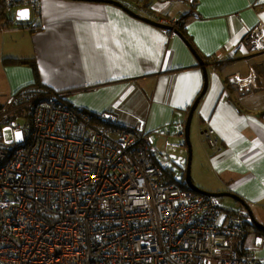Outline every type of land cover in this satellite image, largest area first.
Returning <instances> with one entry per match:
<instances>
[{
  "label": "crops",
  "instance_id": "crops-1",
  "mask_svg": "<svg viewBox=\"0 0 264 264\" xmlns=\"http://www.w3.org/2000/svg\"><path fill=\"white\" fill-rule=\"evenodd\" d=\"M193 2V14L181 1L153 0L151 7L166 19L185 16L182 36L207 63V89L192 117L193 149L204 148L198 153L212 178L197 180V185L238 196L264 226V48L254 51L246 40L252 28L264 24V0ZM37 10L30 21L33 29L16 23L0 29V58L32 60L37 69L35 79L30 66L0 65V104L36 82L92 115L111 114L127 127L142 123L152 143L153 162L175 178V162L167 160L169 166L163 167L154 148L178 159L187 157V110L203 87L194 53L176 34L110 4L39 0ZM16 36L24 50L10 49L5 56ZM215 64L218 70L212 68ZM235 80L248 82V87L240 88ZM206 127L214 129L219 140L216 153L205 142ZM241 247L252 264H264L262 234L251 228Z\"/></svg>",
  "mask_w": 264,
  "mask_h": 264
},
{
  "label": "built area",
  "instance_id": "built-area-1",
  "mask_svg": "<svg viewBox=\"0 0 264 264\" xmlns=\"http://www.w3.org/2000/svg\"><path fill=\"white\" fill-rule=\"evenodd\" d=\"M186 1L193 14L195 2ZM38 4L0 0L1 27L13 8L30 18ZM246 40L262 50L264 24ZM62 98L28 85L0 105V264H252L239 248L245 216L169 183L142 123L119 127L113 115ZM18 111L28 119L24 130L11 118ZM18 130V141L3 140ZM204 137L219 151L213 129Z\"/></svg>",
  "mask_w": 264,
  "mask_h": 264
},
{
  "label": "rangeland",
  "instance_id": "rangeland-1",
  "mask_svg": "<svg viewBox=\"0 0 264 264\" xmlns=\"http://www.w3.org/2000/svg\"><path fill=\"white\" fill-rule=\"evenodd\" d=\"M116 1H118V0H116ZM167 1H169V2H174V1H181V2H183V3H187V1L186 0H167ZM118 2H120L121 4H123L122 2H126L127 3V6H130V9L128 8V7H126L124 4V6L126 7V8H128L130 11H132V12H134L135 14H137V15H139L140 17L142 16V18H147V19H149L150 17H160V18H163V17H161V16H159L158 14L157 15H150V14H147L146 13V7L145 6H142L141 4V2H143V0H140V1H135V0H121V1H118ZM131 3V4H130ZM111 5V4H110ZM1 6V5H0ZM114 6V5H113ZM189 6V5H188ZM190 8H191V6H189ZM1 9H2V7H1ZM13 10L15 11H17V9L16 8H13ZM2 11H3V9H2ZM37 13H38V10L35 12V11H33V13H32V16H30V21L34 18V16H36L37 15ZM156 17V18H157ZM175 20H177L179 23H180V27H178V28H175V30L176 31H178L179 33H180V31H181V29L184 27V25H185V22H186V18L185 17H183V16H180L179 18H175ZM2 21H4V20H2ZM16 22H18V21H15L14 23H16ZM25 22H29V21H25ZM154 22H156V21H154ZM157 23V22H156ZM16 25V24H15ZM167 25H169V26H172L171 25V23H168ZM30 28V27H29ZM21 29V28H20ZM31 29H33V27H31ZM14 42H11L10 44H9V49H8V51L7 52H5V56H7L8 54H9V50L11 49L12 50V52H20V51H22V50H24L23 48H21V45L24 43L23 42V40L20 38V36H16V38L13 40ZM257 51H261V50H257ZM0 56H1V54H0ZM2 59L0 58V65L1 66H4V61L2 60ZM10 63V62H9ZM6 65V64H5ZM11 65V63L9 64V66ZM220 67V65H214L212 68L213 69H215V70H218V68ZM36 86H38V85H36ZM39 87V86H38ZM10 96V95H9ZM8 96V97H9ZM8 97L7 98H3L2 99V103L3 104H0V105H5L6 104V102H7V100H8ZM23 112H20V111H18V112H16V113H14V114H12L11 116V118L15 121V125H19L20 126V130H24L25 129V127H26V124H27V121H28V119L27 118H25V116H23V114H22ZM91 114V113H90ZM188 114H189V112H188ZM92 115V114H91ZM95 118H97V120H99V118L98 117H95ZM20 130H18V131H16V133H20V135H21V131ZM204 130V129H203ZM202 130V131H203ZM16 133H15V137L13 138L12 137V134H11V132L10 131H7V132H5L4 133V137H3V140L5 141V142H9V141H12L13 140V142H16V141H18V139L20 138H17V136H16ZM194 133H195V131L193 130V122H192V124H191V127H190V142H191V146H192V162H191V171H190V174H191V179H192V182L197 186V187H199L197 184V180H200V181H202V180H205V179H208V178H212V172H210V170H209V168H208V166H207V162H206V159H204L202 156H200L199 155V153H198V151H200V152H203L204 151V148H201L200 146H197V148H196V146L194 147V149H193V137H194ZM205 142H206V140H205ZM209 148V147H208ZM183 150H185L184 148H182ZM187 149V148H186ZM210 150V149H209ZM211 151V150H210ZM154 152H156L157 153V155H156V160L158 161V163L160 164V165H162L163 167H165V166H169V165H166L167 164V162L168 161H170L169 163L171 164V163H173V162H175L174 163V165L171 167L174 171H175V178L172 180V179H170L169 177H168V182L169 183H174V184H176L178 187H180V189L181 190H184V191H190L189 190V188L187 187V185H186V183H185V171H186V162H187V157H186V159L185 160H183V159H178L177 158V156L175 157V156H173L172 154H167V153H165V154H162L160 151H156L155 150V148H154ZM196 152V155H195V157H194V159H193V156H194V153ZM211 152H213V153H216V152H218V151H211ZM168 160V161H167ZM177 160H178V162H177ZM159 166V165H158ZM160 167V166H159ZM161 168V167H160ZM162 169V168H161ZM164 170L165 169H162V171H163V174H164V176L167 178V175H166V173L164 172ZM182 170V171H181ZM184 172V173H183ZM199 189H202V190H205V191H207L206 189H203V188H201V187H199ZM192 192V191H191ZM194 193V192H193ZM195 195H197V196H200V195H198V194H196V193H194ZM206 197V196H205ZM217 199V198H216ZM218 201L221 203V205L223 206V207H225L226 209H229V210H234L235 208H236V205H235V202L232 200V199H230V198H228V197H223V198H219L218 199ZM238 213H240V214H242V215H244L245 216V224H246V226H247V233H246V235L248 234V232L250 231V229L252 228L255 232H257V233H259V231L261 230V229H259V228H257V227H255L254 225H252L251 224V222H250V219H249V217H248V215H247V212L243 209H241V210H239V212ZM255 219V218H254ZM256 220V219H255ZM257 221V220H256ZM258 222V221H257ZM259 223V222H258ZM259 224H261V223H259ZM261 226H263V225H261ZM264 227V226H263ZM262 231V230H261ZM264 232V231H263ZM261 234V233H260ZM246 237V236H245Z\"/></svg>",
  "mask_w": 264,
  "mask_h": 264
},
{
  "label": "water",
  "instance_id": "water-1",
  "mask_svg": "<svg viewBox=\"0 0 264 264\" xmlns=\"http://www.w3.org/2000/svg\"><path fill=\"white\" fill-rule=\"evenodd\" d=\"M76 1H86V2H98V3H106V4H111L114 5L120 9H122L123 11H125L128 15L134 17L135 19H139L141 21H143L144 23H147L151 26H154L156 28L162 29L164 31H173L174 34H176L185 44L186 46L193 52V49L190 45V43L185 40V38L182 36L181 33H179L176 30H173L170 26L167 25H161L159 23H156L150 19L147 18H142L139 15L135 14L134 12L130 11L128 8H126L123 4H121L120 2L116 1V0H76ZM27 9H20L18 11H16V13L14 14V21H28L29 20V15L26 19H20L18 18V13L21 11H24ZM28 11V10H27ZM29 14V11H28ZM194 53V52H193ZM194 57L196 58V61L198 62L201 70H202V75H203V87L202 90L199 94V96L195 99L194 103L191 105L190 110H189V114L187 116L186 119V123L184 126V140H185V146L187 148V162H186V171H185V183L187 185V187L189 188L190 191L200 195V196H206V197H212V198H223V197H228L232 200H234L235 202H237L241 207H243V209L247 212V215L250 219V222L252 225H254L255 227L261 229L262 231H264V227L261 226V224H259L252 216L251 211L249 209V207L247 206V204L245 202L242 201V199H240L238 196H235L234 194L231 193H227V192H216V193H211L208 191H204L199 189L198 187H196L194 185V183L192 182L191 179V162H192V146H191V142H190V127H191V122H192V117L194 114L195 109L197 108V105L200 101V99L202 98V96L204 95L206 89H207V85H208V72H207V68L206 65L204 63V61L196 54L194 53Z\"/></svg>",
  "mask_w": 264,
  "mask_h": 264
},
{
  "label": "trees",
  "instance_id": "trees-1",
  "mask_svg": "<svg viewBox=\"0 0 264 264\" xmlns=\"http://www.w3.org/2000/svg\"><path fill=\"white\" fill-rule=\"evenodd\" d=\"M135 1H140V0H135ZM152 1L153 0H143V2H141L142 4V6H145L146 7V13L147 14H150V15H157L158 13L156 12V11H154V9L151 7L152 6ZM125 6H127V4H124ZM3 11H2V9H1V6H0V29H1V23H2V20H4V14L2 13ZM183 17H185V16H183ZM152 17H150L149 19L150 20H152V21H154V19H151ZM186 18V17H185ZM7 19H8V23H14L15 21H14V14H11L10 16H7ZM30 19L31 18H29V22H25V21H23V22H16V24H18V26H20L21 28H23L22 26H25V27H33L32 26V24L30 23ZM184 28V27H183ZM183 28L181 29V31H180V33L181 34H184V30H183ZM4 63L6 64V65H9L10 63H11V65H16V64H20V65H27V66H30L32 69H33V73H34V76H35V79H36V76H37V69H36V66H35V63H33L32 62V60H28V59H17V58H5L4 60ZM10 62V63H9ZM205 64H207V63H205ZM36 82H34V84H32V85H37V84H35ZM201 92V91H200ZM200 94V93H199ZM199 94H198V96H199ZM197 96V97H198ZM189 110H190V107L188 108V110H187V112H189ZM117 125L119 126V127H127V126H121V125H119L118 123H117ZM212 129V128H211ZM214 130V129H213ZM216 134V133H215ZM164 172L166 173V175H167V179H168V177H169V175L171 174L170 172V170H167V169H165L164 170ZM171 178H172V180L174 179L172 176H170ZM238 204V203H237ZM239 205V204H238ZM224 208V207H223ZM239 209H235V210H229V209H226V208H224L226 211H228V212H231V213H235V212H239V210H241L242 209V207H238ZM259 233H261L263 236H264V232L263 231H259Z\"/></svg>",
  "mask_w": 264,
  "mask_h": 264
},
{
  "label": "snow or ice",
  "instance_id": "snow-or-ice-1",
  "mask_svg": "<svg viewBox=\"0 0 264 264\" xmlns=\"http://www.w3.org/2000/svg\"><path fill=\"white\" fill-rule=\"evenodd\" d=\"M28 15H29L28 11L24 10V11H21V12L18 13V18L26 19L28 17ZM16 136H17V138H19L20 137V133H16ZM262 195H264V194H262Z\"/></svg>",
  "mask_w": 264,
  "mask_h": 264
},
{
  "label": "bare ground",
  "instance_id": "bare-ground-1",
  "mask_svg": "<svg viewBox=\"0 0 264 264\" xmlns=\"http://www.w3.org/2000/svg\"><path fill=\"white\" fill-rule=\"evenodd\" d=\"M241 243H242V241L239 243V246H240L239 248H240V249H242V247H241ZM243 251H244V250H243Z\"/></svg>",
  "mask_w": 264,
  "mask_h": 264
}]
</instances>
